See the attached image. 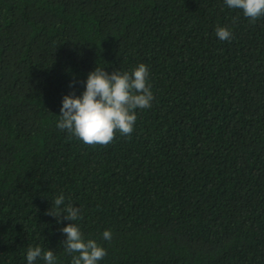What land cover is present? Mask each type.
I'll return each mask as SVG.
<instances>
[{"label": "trees", "instance_id": "trees-1", "mask_svg": "<svg viewBox=\"0 0 264 264\" xmlns=\"http://www.w3.org/2000/svg\"><path fill=\"white\" fill-rule=\"evenodd\" d=\"M140 63L154 99L130 137L93 146L57 127L97 66ZM61 194L82 219L46 214ZM71 223L106 249L98 264H264V16L224 0H0V264L36 246L71 264Z\"/></svg>", "mask_w": 264, "mask_h": 264}, {"label": "clouds", "instance_id": "clouds-1", "mask_svg": "<svg viewBox=\"0 0 264 264\" xmlns=\"http://www.w3.org/2000/svg\"><path fill=\"white\" fill-rule=\"evenodd\" d=\"M227 7L242 10L245 18L253 23L264 16V0H224ZM216 36L221 41H229L232 32L229 28L217 26ZM149 68L140 63L131 72L114 70L111 74L97 66L88 74L86 88L81 96L65 95L62 100L57 127L67 131L87 145L110 144L116 133L129 136L134 131L137 121L136 110L151 107L154 99L151 85L148 83ZM75 81L70 84L73 86ZM65 204L63 194L54 200V206L46 213L57 218L77 221L82 219L79 207L69 203ZM66 235L63 241L64 250L73 254L71 264H98L106 256V249L93 239H85L77 223L68 224L61 229ZM103 239L111 241V230L103 232ZM37 258L45 264H56V257L51 249L46 251L41 247H29L27 251V264H34Z\"/></svg>", "mask_w": 264, "mask_h": 264}]
</instances>
